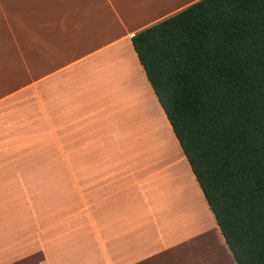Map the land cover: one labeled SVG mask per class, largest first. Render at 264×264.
Listing matches in <instances>:
<instances>
[{"label": "crops", "instance_id": "crops-1", "mask_svg": "<svg viewBox=\"0 0 264 264\" xmlns=\"http://www.w3.org/2000/svg\"><path fill=\"white\" fill-rule=\"evenodd\" d=\"M197 1L0 0V264H237L132 40Z\"/></svg>", "mask_w": 264, "mask_h": 264}, {"label": "trees", "instance_id": "trees-1", "mask_svg": "<svg viewBox=\"0 0 264 264\" xmlns=\"http://www.w3.org/2000/svg\"><path fill=\"white\" fill-rule=\"evenodd\" d=\"M132 40L237 264H264V0H199Z\"/></svg>", "mask_w": 264, "mask_h": 264}, {"label": "rangeland", "instance_id": "rangeland-1", "mask_svg": "<svg viewBox=\"0 0 264 264\" xmlns=\"http://www.w3.org/2000/svg\"><path fill=\"white\" fill-rule=\"evenodd\" d=\"M161 134H162V136H164V138H165V141H163V140H160L159 139V145H163L164 147H165V149H168V148H170V150H172V152L173 153H175V152H177V154L179 155L180 153L177 151V150H173V148L172 147H175V142L172 140V137H171V135H170V133H167V132H164L163 130H162V132H161ZM175 158H178V157H176V156H174ZM176 160V159H175ZM202 200V199H201ZM197 210H198V206H197ZM198 212L200 213V211L198 210ZM202 212V211H201ZM209 213V212H208ZM203 218V217H202ZM207 233H210V229H212V227H213V222H212V218L210 217V214H208V216H207ZM204 220V219H203ZM210 235V234H209ZM210 242V241H209ZM211 246V244L209 245V247H208V256L207 255H204V258L205 259H207L208 258V261H207V264H213V259H215V255H216V252H217V249L214 247V249L213 248H211L210 247ZM218 253V252H217ZM219 262V261H218ZM218 262H217V264H218Z\"/></svg>", "mask_w": 264, "mask_h": 264}, {"label": "bare ground", "instance_id": "bare-ground-1", "mask_svg": "<svg viewBox=\"0 0 264 264\" xmlns=\"http://www.w3.org/2000/svg\"><path fill=\"white\" fill-rule=\"evenodd\" d=\"M204 210H205V214H206V216H208V210L206 209V208H204Z\"/></svg>", "mask_w": 264, "mask_h": 264}]
</instances>
